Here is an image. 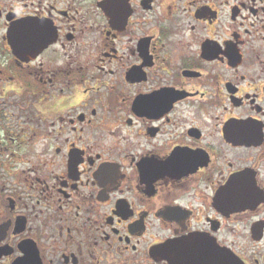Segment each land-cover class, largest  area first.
Here are the masks:
<instances>
[{"label": "flooded vegetation", "instance_id": "obj_1", "mask_svg": "<svg viewBox=\"0 0 264 264\" xmlns=\"http://www.w3.org/2000/svg\"><path fill=\"white\" fill-rule=\"evenodd\" d=\"M0 264H264V0H0Z\"/></svg>", "mask_w": 264, "mask_h": 264}, {"label": "water", "instance_id": "obj_2", "mask_svg": "<svg viewBox=\"0 0 264 264\" xmlns=\"http://www.w3.org/2000/svg\"><path fill=\"white\" fill-rule=\"evenodd\" d=\"M8 35H9L10 42H12L13 41V38H14V35L11 34V33H9ZM18 39H20V37Z\"/></svg>", "mask_w": 264, "mask_h": 264}]
</instances>
